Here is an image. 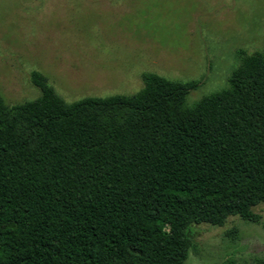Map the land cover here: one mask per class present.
Instances as JSON below:
<instances>
[{"label":"trees","instance_id":"trees-1","mask_svg":"<svg viewBox=\"0 0 264 264\" xmlns=\"http://www.w3.org/2000/svg\"><path fill=\"white\" fill-rule=\"evenodd\" d=\"M33 82L0 95V264H183L192 224L264 212V49L191 105L200 80L151 71L73 101Z\"/></svg>","mask_w":264,"mask_h":264},{"label":"rangeland","instance_id":"rangeland-1","mask_svg":"<svg viewBox=\"0 0 264 264\" xmlns=\"http://www.w3.org/2000/svg\"><path fill=\"white\" fill-rule=\"evenodd\" d=\"M264 49V0H0V95H40L46 77L66 101L130 94L143 72L200 80L188 105L224 88L245 55ZM252 222L192 224L183 264H264V212Z\"/></svg>","mask_w":264,"mask_h":264}]
</instances>
